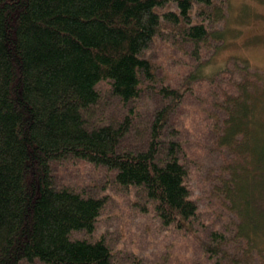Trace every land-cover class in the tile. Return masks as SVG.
Masks as SVG:
<instances>
[{
	"label": "trees",
	"instance_id": "obj_1",
	"mask_svg": "<svg viewBox=\"0 0 264 264\" xmlns=\"http://www.w3.org/2000/svg\"><path fill=\"white\" fill-rule=\"evenodd\" d=\"M167 3L175 9H156ZM225 6V0H0V264H116L102 236H72L94 231L105 199L56 181L52 163L66 158L105 166L118 184L151 202L160 224L192 230L198 202L171 124L187 93L162 84L144 132L134 102L154 86V65L145 56L151 41L168 39L178 50L185 43L198 55L210 38L222 39L213 27ZM227 75L224 105L213 100L219 112L209 125L233 164L212 191L235 217L206 229L200 264H264V73L233 57L208 72L196 68L187 81L205 80L215 91ZM102 80L127 111L92 122Z\"/></svg>",
	"mask_w": 264,
	"mask_h": 264
},
{
	"label": "rangeland",
	"instance_id": "obj_2",
	"mask_svg": "<svg viewBox=\"0 0 264 264\" xmlns=\"http://www.w3.org/2000/svg\"><path fill=\"white\" fill-rule=\"evenodd\" d=\"M225 1L224 17L213 27L223 32L222 39L210 38L198 55L185 43L178 50L169 45L168 39L155 37L151 41L145 56L154 65V86L145 88L134 102L135 116L143 120L138 132H144L146 114L158 101L157 91L162 84L187 93L172 114L171 124L178 130L181 154L190 166L188 183L191 195L198 202V215L191 231L181 233L160 224L151 202L137 193L135 187L118 184L114 172L103 165L74 158L52 163L55 179L60 185L105 199L94 231L90 234L75 231L72 236L89 239L102 236L111 246L116 264H134L135 259L139 264H200L198 242L204 238L206 229L221 228L228 217L234 216L212 191L213 184L220 183V174H226L233 162L226 148L219 144L218 137L214 140L211 134L214 128L209 125L214 122V114L219 112L212 108L213 100L216 99L220 107L224 105L221 94L225 91V84L230 83L229 76L219 77L214 83L217 84L215 91L205 80L189 84L187 81L196 68L202 67L208 72L233 57L246 59L264 73V0ZM156 9L164 11L175 9V6L167 3ZM161 30V36L165 38L164 31L168 26L163 23ZM97 88L103 98L99 105L90 109L95 112L94 118L90 119L92 122L126 113V106L109 94L108 80L100 81ZM221 122L220 116L218 127Z\"/></svg>",
	"mask_w": 264,
	"mask_h": 264
}]
</instances>
